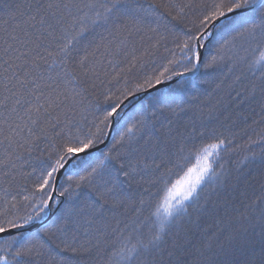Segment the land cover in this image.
Here are the masks:
<instances>
[{"label":"snow or ice","instance_id":"snow-or-ice-1","mask_svg":"<svg viewBox=\"0 0 264 264\" xmlns=\"http://www.w3.org/2000/svg\"><path fill=\"white\" fill-rule=\"evenodd\" d=\"M240 41L251 79H232ZM216 72L228 103L201 99ZM257 100L264 0H0V264H264V184L249 196L243 171L264 156L234 174L217 127Z\"/></svg>","mask_w":264,"mask_h":264},{"label":"trees","instance_id":"trees-1","mask_svg":"<svg viewBox=\"0 0 264 264\" xmlns=\"http://www.w3.org/2000/svg\"><path fill=\"white\" fill-rule=\"evenodd\" d=\"M209 3H211V0H209ZM158 19L161 27L168 23V20L165 18ZM212 43H215V41ZM245 47L246 45L243 44V41L238 42L236 52L239 57H248V63L245 64L241 62L238 66L237 72L233 74L232 79H234L235 75H238L240 72L246 73L248 79H251L249 65L256 59V53L245 51ZM168 48H173V45L169 43ZM168 56L169 52L166 51L164 47H161L156 56L153 57L155 63L147 65L144 71L152 72L154 70H162L161 65L167 62L166 58ZM253 58L255 59L253 60ZM223 75V73L216 72L207 77L210 83L206 88L211 95L202 96L201 99L207 100L213 104H220L221 101L224 103L229 102L227 88L214 91L215 84L219 83L223 78ZM247 83L248 80L246 79L239 85L241 91L245 89ZM172 89H175V85L172 86ZM161 91H165V89H162ZM230 112V120L224 121L223 126L217 125V127L232 139L231 148L226 154L225 166L235 174L246 158L255 156L259 159L261 156H264V112L261 111L258 100L243 104L239 108L233 105L230 108ZM97 115L100 114L98 113ZM114 135H116V133H114ZM37 155L38 153H34L32 159L24 162L21 167L22 173H31V175L21 176L10 189L12 195L15 196L17 200H22L25 195H28L29 191L26 190H31L33 184L37 180L41 166V160L35 158ZM243 171L245 174L252 171V176L250 178L251 187L248 188L247 194L252 196L253 194L258 193L261 185L264 184V171L261 170L259 165L252 164H249L247 168L243 169ZM153 191H155V189H153ZM128 211L131 212V207H129ZM189 212L194 213V209H189ZM144 215L147 217L148 211H145ZM202 222L205 230H211L215 227V223L211 218H205ZM205 239L211 238L205 237Z\"/></svg>","mask_w":264,"mask_h":264},{"label":"bare ground","instance_id":"bare-ground-1","mask_svg":"<svg viewBox=\"0 0 264 264\" xmlns=\"http://www.w3.org/2000/svg\"><path fill=\"white\" fill-rule=\"evenodd\" d=\"M257 55H258V54H256V58H257ZM254 59H255V58H253V60H254ZM173 85H174V84H173ZM161 86H162V87H161V90H162V89H165V90H166V88H165L164 85H161ZM114 133H115V132H113L112 135H114ZM96 155H99V153H96ZM225 167H226V166H225Z\"/></svg>","mask_w":264,"mask_h":264},{"label":"rangeland","instance_id":"rangeland-1","mask_svg":"<svg viewBox=\"0 0 264 264\" xmlns=\"http://www.w3.org/2000/svg\"><path fill=\"white\" fill-rule=\"evenodd\" d=\"M101 148H103V145L101 146Z\"/></svg>","mask_w":264,"mask_h":264},{"label":"water","instance_id":"water-1","mask_svg":"<svg viewBox=\"0 0 264 264\" xmlns=\"http://www.w3.org/2000/svg\"><path fill=\"white\" fill-rule=\"evenodd\" d=\"M160 87H162V86H160Z\"/></svg>","mask_w":264,"mask_h":264}]
</instances>
